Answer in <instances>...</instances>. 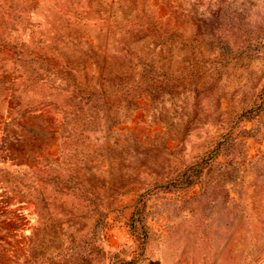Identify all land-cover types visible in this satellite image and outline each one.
I'll list each match as a JSON object with an SVG mask.
<instances>
[{
	"label": "rangeland",
	"instance_id": "rangeland-1",
	"mask_svg": "<svg viewBox=\"0 0 264 264\" xmlns=\"http://www.w3.org/2000/svg\"><path fill=\"white\" fill-rule=\"evenodd\" d=\"M0 264H264V0H0Z\"/></svg>",
	"mask_w": 264,
	"mask_h": 264
}]
</instances>
